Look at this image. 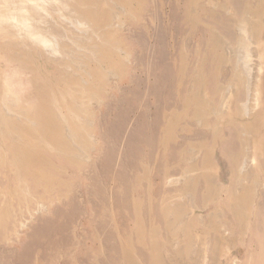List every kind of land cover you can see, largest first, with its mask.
<instances>
[{"label":"bare ground","instance_id":"6f19581e","mask_svg":"<svg viewBox=\"0 0 264 264\" xmlns=\"http://www.w3.org/2000/svg\"><path fill=\"white\" fill-rule=\"evenodd\" d=\"M117 1L128 9L135 3L139 12L152 16L148 0ZM178 1L169 6L179 26L158 34L168 45L166 51H157L161 62L151 66L147 60L152 54L150 47L141 45L144 76L138 81L145 83L148 95L154 93V102L145 100V90L139 89V119L132 115V100L125 98L129 94L124 97L118 115L121 130L125 133L133 127V132L127 137L130 142L122 137L120 160L116 148L110 151L102 173L97 168L100 160L92 152V122L84 120L83 114L98 96L106 94L117 67L126 76L122 59L128 53L122 51L123 43L115 34L107 31L117 21L116 8L105 0H0L1 239L17 235L33 215L46 211L44 203L49 200L77 195L76 181L64 177L69 169L84 179L88 196L100 198L96 207L100 214L92 223L101 228V234L91 236H98L94 242L103 258L94 257L92 264H139L133 255L135 247L147 254L148 264H165L162 237L170 250L182 256H188L195 240H200L204 256L216 262L234 242V233L247 234V219L262 180L260 162L264 161V0ZM160 3L153 13L163 12L165 3ZM120 89L123 94L127 88ZM147 126L148 143L142 136L143 146L135 147L133 139L139 131L148 130ZM219 145L229 164L228 187L216 166ZM131 149L139 152L134 167L129 166L133 160L129 153H134ZM51 158L62 164L56 165ZM177 174L183 179L179 185L186 209L164 203L165 189L178 183L179 178H174ZM155 179L162 181L158 189L162 201L153 214L160 224L148 228L142 225L148 204L140 203L135 193L142 190L141 200L147 201V190ZM125 180L134 196L121 210L127 195L122 186ZM221 192L230 196L224 203V215L231 225L226 220L222 223L218 205L199 218L186 213H203ZM91 204L96 211L93 201ZM123 213L133 222L132 236H122L119 222ZM221 224L227 230H222ZM180 238L185 243L182 249L176 246ZM108 239L113 244L112 262L106 251ZM52 241V246L59 243ZM46 257L35 254L32 264H44Z\"/></svg>","mask_w":264,"mask_h":264},{"label":"rangeland","instance_id":"374dc122","mask_svg":"<svg viewBox=\"0 0 264 264\" xmlns=\"http://www.w3.org/2000/svg\"><path fill=\"white\" fill-rule=\"evenodd\" d=\"M105 1H107L108 4H110L114 8H116V11L118 13V15H116V16H118V18H116L117 21L113 22L110 26H108L107 31L110 30L112 32L108 31V33L115 34V37L123 43V45L121 46L122 51L123 52L127 51L128 54H124L123 59H122V62L125 63L126 76H123V74L118 71V67H117L115 69L116 70V72H115L116 76H114V79L112 78L109 81L108 85L106 86V90H105L106 94H101L100 96H98L96 99L97 101L95 100V102H94L95 104L92 105V108H90V110H88V112L83 114L84 120L92 122V133L91 134H92V140L95 142L94 151H92V152L95 153L96 157H98L97 161L100 160L99 164H97V168L98 169L100 168L102 173H104V171H105L104 168L107 166L105 164V160H106V158L111 157L110 155H111L113 148L117 149V157L120 160V153L123 152L122 147L124 145V143L121 141L123 140V138L125 139V137H126V139H128L127 137H131V135H132L131 132H133V127L127 128L125 130V133L122 132V130H121V125L119 122L120 117L118 115H119V111L121 110L122 103L124 102V97L127 94H129V95H127L128 97H125V98L132 100L130 103L132 115L135 116V118H139V119H140V110L137 108V106L140 102V99H139V96H136V94L140 91L139 89L145 90V92H144L145 93L144 94L145 100L148 99V102H151V103L154 102V100H153L154 96H155L154 93L151 92V94L148 95V93L146 92L147 89H145V87H143L145 83L142 81H138L139 79H143V76H144L141 74L142 73L141 67H140L141 61L139 58L140 52H141V47L144 44L146 45V43L150 47V53H152V54H150V56L148 57L147 60H148V62L150 61L151 66L153 65V67H154L155 64L157 65L158 62H161L159 60L160 55L158 57L157 51H159V52H160V50L166 51V48L168 45H166L165 40H163V42L161 40H159V37H160L159 35H161L163 32H166L168 30V28H169V30H171V28L176 29L179 26L178 20L175 18V16H172V14H171L170 6H173L177 3H180L178 0H174V1L173 0H164V1L163 0H159V1L158 0H148L149 5H150L149 9H152V12H151L152 16H151L147 12H143V13L139 12L136 9L137 6L135 5V3L132 4V2L130 3L131 8L128 9V7H126L124 4H123L124 5L123 6L117 0H110V1L105 0ZM160 2L163 4L165 3V7L163 9V12L158 13V14L153 13L154 9L158 8V5ZM113 3H114V5H113ZM116 4H117V6H116ZM105 5H107V3H105ZM117 8H118V10H117ZM159 16L163 19L159 18ZM152 19H154V21H156V23H157L156 25L154 24V21L151 22ZM172 21H173V23H171ZM163 23L164 24L166 23L167 26L166 25L164 26ZM176 25H177V27H176ZM154 30H156V31H154ZM137 31L138 32L140 31V32L138 33ZM138 35H139V37H138ZM121 38H122V40H121ZM137 46H138V48H137ZM191 47H192V44L190 43L189 48H191ZM188 51H190V50H188ZM188 54L191 55L190 52H188ZM133 58H134V61H132ZM151 62L154 64H152ZM133 64H134V66H133ZM127 72H129V73H127ZM117 73H118V75H117ZM139 73H140V75H139ZM43 74L45 75V73H43ZM97 76H98V74H97ZM44 77L47 78L46 76H44ZM132 78H135V79H132ZM154 78H155V75H154ZM154 78L153 77L149 78V81L151 83H153L155 80ZM115 81H117V82H115ZM127 86H129L132 90ZM122 87L124 89L127 88L126 89L127 92L125 91V93L121 94V89L119 90V88H122ZM136 89L138 91H136ZM118 92H120V95ZM110 95H111V97H110ZM66 96H68V94H66ZM111 98H113V99H111ZM119 99H121V100H119ZM111 106H113V107H111ZM108 108H109V110H108ZM96 112L97 113L101 112V113L97 114ZM116 112H117V114H116ZM100 117H102V119ZM117 120L119 123L117 122ZM98 122H99V124H98ZM96 124H98V125H96ZM98 126H99V128H98ZM105 128H106V130H105ZM115 128H116V130H115ZM147 128H148V130L139 131L136 135V138L134 136L135 139H133V140L135 143L133 145L135 147L139 148V145L143 146L142 141H143L145 135L147 134V133H145V131L149 132V130H150V128L148 126H147ZM111 132H113V133H111ZM119 133H120V135H119ZM142 136H144V137H142ZM146 137H145V139H146L145 142L147 144L149 141V138L148 137L146 138ZM129 139H128V141H129ZM128 141H127V143H128ZM222 147L223 146L219 145L216 148V156H215L216 160H217L216 166L218 168V173L221 176L222 183L226 187H228V185H229L228 179L230 177L229 164H228L227 159L222 154V151H223ZM132 151L134 152V153L132 152L133 155L129 153L131 160L133 159L131 161L132 163H130V165H129L130 167H134L135 159L139 155V152H137V154H136V152L134 150H132ZM51 159H53V158H51ZM53 161L56 163V165L62 164V162H59L56 159H53ZM260 165H262L261 168L263 171L262 172V180H261V185H259V187L257 188L258 190L256 191V196H255V200L253 202V208H252L253 210L251 209L252 214H251L250 218L247 219V224H248L247 234H245L243 237L238 236V235L235 236V233H234V235H232V237H234V242L231 244V246L225 248L223 256L221 255L219 258L216 259V262H218V264H264V161L260 162ZM64 177L68 178V179L70 178V179L76 181L77 190H78L77 195L76 196L70 195L69 197L62 198V199H54L53 198V200H49L47 203H44L46 205V208H47V209H45L46 211H43L40 214L33 215V219L30 221V223L25 228H23V229L19 228L18 229L17 235H13V237L10 238L9 240H5L4 238L3 239L0 238V261H1L0 264H5L4 260L6 261V264H10V263L11 264H32L34 261L35 254H40L42 257H44L45 255L47 256L45 261H44V264H86V263L90 264V262L92 264V261H93L92 259L94 257L96 258L98 256L99 258H103L101 255V251H100L99 246L98 245L96 246V242H94V240H96V238H98V236H96L95 238H93L91 236V234L94 235L97 232H99L101 234V232H100L101 228H96L95 224L92 223L93 217L97 214H100L98 212L99 210L96 209V207L97 208L99 207V205H97V203L99 202L100 198L95 199L92 196H88V193H87L88 188L86 189L84 187V179L77 172H73L71 169H69L66 171V174L64 175ZM181 177H182L181 174H177L174 178L175 179L179 178L180 182H179V180H177L176 182H178V183L175 186H173L172 188L169 187V188L165 189L166 194L164 197L167 199H165L166 201H164V203L167 205L170 204L171 206L174 205L173 207H176V208L183 209V207H184L186 209V208H188L187 206L185 207L186 198L180 192L182 187L179 184H181V182H183V179H181ZM161 184H162L161 180L155 179V182L153 183V187L152 188L149 187L147 190L150 192V194L148 192L149 197L147 198V201H144V199L141 200V198H143L144 194H145L142 190H139L138 192L135 193L137 199L140 200L139 201L140 203H144V202L146 203L147 202L146 204H148L147 205L148 206V209H147L148 212L146 211L143 214V219H142V222H143L142 225L145 224L148 228L153 227V226L156 227L160 224L158 221H154V215L153 214L157 210L158 204L160 203V201H162L158 197V191H159L158 189H159V187H161ZM122 186H123V191H125V194L127 193V195H126V198L124 199L123 205L120 206V209L125 210L128 207V199L131 200L134 195L128 191L129 185H128L126 180L123 181ZM229 199H230V196H228L226 194V192H225V194H224V192H221L220 194L218 193V196L216 199H214L213 201L210 202L209 209H206L203 213L195 211L192 214V212H189L188 210H186V213H188V216L193 215L194 218H196V217L199 218L201 216V214L211 213V211H212L211 209L213 207H215L216 205H218V208H219L218 212H219V216H221L222 223L226 220L228 222V225H231V221L229 220V217L224 215V212H225L224 203L229 201ZM77 201H78V203H75ZM92 201L94 203V208L96 209V211L91 208V205H92L91 202ZM120 201L121 200L119 198H118V200L116 199V202L118 204L121 203ZM220 201L222 202V204ZM68 202L71 204H69ZM74 204H75V206H74ZM61 205H64V207ZM124 206H126V207H124ZM70 208L72 209V211ZM35 210L36 209L31 210V211L34 212ZM66 214H68V215H66ZM39 216L42 219H40ZM123 216H124V219L122 220V222L121 221L119 222L120 227L122 229V236H125L126 234H127V236H132L131 232L133 229L132 230H130V229L133 228V226H134L133 222L131 221L128 214L123 213ZM63 217H64V219H63ZM37 222H38V224H37ZM198 222H199V220L196 221V224H198ZM63 225L64 226L66 225V226L64 227ZM220 226L221 227L223 226L222 230H227V227H225L224 224H221ZM180 227H181V231H182L184 224L180 225ZM59 229L62 231L59 232L60 231ZM75 229H76V231H75ZM110 230H111V228L107 229V235L108 236H109ZM1 232L2 231L0 230V233ZM222 232L224 233L225 231H222ZM53 233H55V234H53ZM51 234H52V236H51ZM39 235H41V236H39ZM44 235L47 236L48 239L43 240ZM48 235H50V236H48ZM37 236L39 238L40 237L41 238L39 239ZM36 238H38V239H36ZM54 239L56 240V242H59V243H55L52 246L51 245L53 242L52 240H54ZM161 240L164 243L163 244V251H164V255H165V264H193V262H194V264H199L200 262L202 264L203 263L204 264H217L216 262L211 260L209 257L204 256V255H206V254H204V252H202L204 245L202 244V242L200 240H198V241L195 240L193 246L194 247L196 246V247L195 248L192 247L193 251L191 250V253L188 256H182V255L175 254L173 250H170V246L167 244L168 243L167 240L164 237H162ZM46 242H48V243H46ZM40 244H42V245H40ZM176 246H178L181 249L184 248L185 247L184 240L182 238H180L178 240ZM198 246H200V247H198ZM95 251H96V253H95ZM106 251H108V253H107V256L109 258L108 260L112 262L113 261V256H112L113 244H112V241L110 239H108V241H107V250ZM134 254H135L136 260L139 261V264H148V262H147L148 256L145 252L142 251L141 248L135 247L133 255ZM76 255H77V257H76ZM24 257H26L25 263L23 262ZM200 257H202V258H200ZM196 258H198L197 261H196ZM199 258H200V260H199ZM82 261H84V262H82Z\"/></svg>","mask_w":264,"mask_h":264}]
</instances>
